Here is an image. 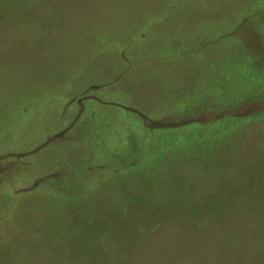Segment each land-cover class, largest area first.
Here are the masks:
<instances>
[{
	"label": "rangeland",
	"instance_id": "obj_1",
	"mask_svg": "<svg viewBox=\"0 0 264 264\" xmlns=\"http://www.w3.org/2000/svg\"><path fill=\"white\" fill-rule=\"evenodd\" d=\"M0 264H264V0H0Z\"/></svg>",
	"mask_w": 264,
	"mask_h": 264
}]
</instances>
